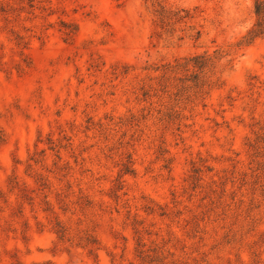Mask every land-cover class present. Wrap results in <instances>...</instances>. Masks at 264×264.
Wrapping results in <instances>:
<instances>
[{
    "label": "rangeland",
    "instance_id": "1",
    "mask_svg": "<svg viewBox=\"0 0 264 264\" xmlns=\"http://www.w3.org/2000/svg\"><path fill=\"white\" fill-rule=\"evenodd\" d=\"M258 1L0 0V264H264Z\"/></svg>",
    "mask_w": 264,
    "mask_h": 264
},
{
    "label": "trees",
    "instance_id": "2",
    "mask_svg": "<svg viewBox=\"0 0 264 264\" xmlns=\"http://www.w3.org/2000/svg\"><path fill=\"white\" fill-rule=\"evenodd\" d=\"M255 13L258 17V21L255 24L254 28L249 31L247 33V37L245 38V42L249 43L250 41H252L254 38H256L258 35H260L262 33V30L264 29V1H258L256 3V7H255ZM69 35V34H68ZM212 64V59L210 57L207 56H196L193 57L187 61H185L182 64H176L173 69L178 70V69H182L185 71H188L187 69L189 68H194L197 71H199V73L203 72L208 66H210ZM171 71V70H168ZM194 80H196V83L194 84L195 89H197L198 93H202V87L204 84H199L198 82V77L197 75L194 77ZM168 79L165 78L163 80V87H162V91L164 92H168L167 89V83ZM186 82H188V78H182L179 80V87L177 88V93H175L176 95L178 94H183L185 92H189L190 88L188 86H186ZM61 234L62 236H64L65 234V230L61 229Z\"/></svg>",
    "mask_w": 264,
    "mask_h": 264
}]
</instances>
